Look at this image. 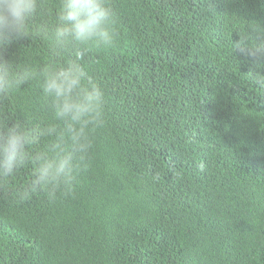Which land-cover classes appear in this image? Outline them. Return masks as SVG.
Here are the masks:
<instances>
[{"label": "trees", "instance_id": "1", "mask_svg": "<svg viewBox=\"0 0 264 264\" xmlns=\"http://www.w3.org/2000/svg\"><path fill=\"white\" fill-rule=\"evenodd\" d=\"M110 3L116 43L87 58L105 123L71 192L18 200L27 169L0 186V264H264V89L247 75L264 70L230 39L242 17L264 35V0ZM50 118L38 82L0 98V120Z\"/></svg>", "mask_w": 264, "mask_h": 264}, {"label": "clouds", "instance_id": "2", "mask_svg": "<svg viewBox=\"0 0 264 264\" xmlns=\"http://www.w3.org/2000/svg\"><path fill=\"white\" fill-rule=\"evenodd\" d=\"M231 30L239 35L233 52L246 51L256 69L264 70V35L253 36L255 21L241 18ZM118 38V16L110 0H0V98L38 82L50 111L49 122L28 125L0 120V186L28 170L16 190L23 201L43 192L54 200L71 192L77 172L85 167L92 132L105 123L106 91L90 73L87 58L111 49ZM47 45L40 61L18 62L8 52L21 41ZM232 52V54H233ZM248 79L264 89V71Z\"/></svg>", "mask_w": 264, "mask_h": 264}]
</instances>
